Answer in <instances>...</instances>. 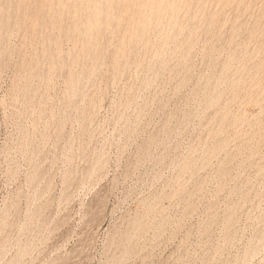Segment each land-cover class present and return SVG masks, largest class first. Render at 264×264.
I'll use <instances>...</instances> for the list:
<instances>
[{
  "label": "rangeland",
  "instance_id": "rangeland-1",
  "mask_svg": "<svg viewBox=\"0 0 264 264\" xmlns=\"http://www.w3.org/2000/svg\"><path fill=\"white\" fill-rule=\"evenodd\" d=\"M39 1L0 28V264H264V0H165L122 65L151 7L114 0L94 68Z\"/></svg>",
  "mask_w": 264,
  "mask_h": 264
},
{
  "label": "bare ground",
  "instance_id": "bare-ground-1",
  "mask_svg": "<svg viewBox=\"0 0 264 264\" xmlns=\"http://www.w3.org/2000/svg\"><path fill=\"white\" fill-rule=\"evenodd\" d=\"M1 1H3L2 3H1ZM36 1V0H35ZM42 1V0H41ZM45 1H48L49 2V0H45ZM53 1H55V0H53ZM52 0H50V2H49V4H46L44 1H42V5H41V2H40V4H38V5H40V8H39V10H38V8H37V14L35 15V17H34V24L36 25V23L37 24H39L38 22H40V21H45L46 22V19L47 18H49V20H50V16H52L51 18H53V16H55V18L57 17V15H58V17L60 16L59 14H61L60 13V8H62V6H64L65 4H66V2L68 3V1L70 2L71 0H56L55 2H53ZM120 1H122V0H118V3H117V7H119L120 8V12H122V11H124V12H126V13H128L127 11H128V8H127V6L128 5H126V4H123V5H118V4H120ZM140 1V0H139ZM16 4H14V3ZM29 2V1H28ZM32 2V1H31ZM38 2V3H39ZM73 2V3H72ZM72 2H70V4H72V7H73V16H71L72 17V22H73V26H74V28L75 29H78L79 28V24H80V22L82 21L83 23H85V25H84V27L85 28H82V30H84V34L83 33H80V34H83L82 36L83 37H85L84 39H85V41L83 42V43H81V44H83V46L79 49V51H78V53L76 52V55H75V60H77V62H78V59L82 56V57H85V59L86 60H88L87 58H89V57H92V55L94 54H96L97 55V58H96V60H95V62H90V63H92L91 64V67L92 68H94V66H93V63H97L96 61H97V59L101 56V54H102V47L103 46H101L102 44H101V40H100V37H101V33L103 32V30L102 29H106V28H108V26L110 25V22L112 21V19L114 18V17H116L115 16V11H117L116 10V8L117 7H115V6H113V4H114V0H73ZM136 2L137 1H135V5H136ZM141 6H143V8H144V6L146 5H148V6H150L151 8H150V10H148V11H145L144 10V12L140 15V16H138V13H137V16L136 15H134V13H135V9L133 10V16H131L130 18V21H129V23H130V25H129V34L128 35H124V36H121L122 38H120L121 39V43H119V44H121V46H118V49H116V47H115V49L117 50L114 54H113V58H114V60L118 63H114V64H116V65H122L124 62H126V60H127V57H128V55H126V53L128 52H126V49L128 48V46H129V44L128 43H130L131 42V40L133 41L134 39L133 38H135V37H138V39H140L139 38V36L138 35H140L141 34V36H145V32H143V31H145L146 30V27L148 26L147 25V22H148V19H149V21L151 20V17L152 16H155L154 14H155V12L156 11H158L157 12V14L159 13V8L164 4L163 2H165V0H141ZM183 2V3H182ZM182 2H179V3H176V2H173V3H171V6L172 7H174V8H176V7H179V6H181L182 4H184V2L185 1H182ZM134 3V2H133ZM15 6H14V5ZM26 4V0H0V28H5V29H10V26L11 25H14L15 26V24H19L21 21L23 22L24 20H22V19H20L19 17L20 16H22L21 14L23 13V8H25V5ZM31 4V3H30ZM28 5V4H27ZM57 5V6H56ZM67 5V4H66ZM134 5V6H135ZM140 5H138L137 4V6H140ZM137 6L135 7V8H137ZM141 6H140V8H141ZM39 7V6H38ZM56 7H57V9H56ZM31 8V7H30ZM129 8H130V5H129ZM149 8V7H148ZM26 9V8H25ZM28 9V8H27ZM62 9H64V8H62ZM131 9V8H130ZM142 9V8H141ZM5 10L7 11V13L5 12ZM68 10V9H67ZM70 10V9H69ZM125 10H127V11H125ZM139 10V9H138ZM32 11V10H31ZM36 11V10H35ZM118 11H119V9H118ZM160 11H161V9H160ZM24 12H25V10H24ZM28 12V11H27ZM70 12V11H69ZM142 12V11H141ZM13 13H15L16 14V16H15V14H13ZM25 14H27V13H25ZM30 14V13H29ZM68 14V13H67ZM12 15H14L15 17H16V19L15 18H13V16ZM20 15V16H19ZM50 15V16H49ZM62 15V14H61ZM71 15V14H70ZM124 15V14H123ZM28 16V15H27ZM26 16V17H27ZM47 16H49V17H47ZM66 16V15H65ZM32 17V16H31ZM119 17V16H118ZM70 18V17H69ZM11 19H15L13 22V24H12V20ZM26 19H28V18H26ZM32 19V18H31ZM68 19V18H67ZM66 19V20H67ZM115 19V18H114ZM52 20V19H51ZM57 20V19H56ZM116 20V19H115ZM26 21V20H25ZM29 21H30V19H29ZM27 22V21H26ZM42 22H40V23H42ZM48 22V21H47ZM55 22V21H54ZM67 22V21H66ZM70 22V21H69ZM71 22V23H72ZM116 22V21H115ZM128 22V21H127ZM173 22H178V20H176V19H174V21ZM31 24H32V22H30ZM56 23V26H57V24H58V22H55ZM60 23V22H59ZM63 23V22H62ZM61 23V24H62ZM150 23V22H149ZM21 24V23H20ZM52 24V23H51ZM60 24V26L62 27V25ZM119 24V23H118ZM33 25V24H32ZM55 25V24H54ZM67 25V24H66ZM125 25V24H124ZM16 26H18V25H16ZM39 26V25H38ZM44 26V25H43ZM42 26V27H43ZM55 26V27H56ZM105 26V27H104ZM146 26V27H145ZM30 27V26H29ZM35 27V26H34ZM61 27H60V29H61ZM64 27V26H63ZM66 27V26H65ZM67 27H69V25L67 26ZM104 27V28H103ZM118 27V26H117ZM125 27V26H124ZM13 28V27H12ZM20 28H21V26H20ZM30 28H32V27H30ZM47 28H48V26H47ZM58 28V27H57ZM73 28V27H72ZM120 28V27H119ZM33 29V28H32ZM49 29V28H48ZM59 29V28H58ZM63 29V28H62ZM117 29V28H116ZM145 29V30H144ZM52 30V29H51ZM69 30V29H68ZM67 30V31H68ZM114 30V29H113ZM30 31V30H29ZM54 31H55V29H54ZM53 31V32H54ZM126 31V30H125ZM30 32H32V31H30ZM36 32V31H35ZM63 32V31H62ZM61 32V33H62ZM77 32V31H76ZM81 32V31H80ZM119 32V31H118ZM127 32H128V30H127ZM127 32H125V33H127ZM144 33V35H143V33ZM50 33V32H49ZM61 33L59 32V34L61 35ZM68 33H69V31H68ZM75 33V32H74ZM44 34V33H43ZM42 33H41V35H43ZM123 34V33H122ZM44 35H46V34H44ZM56 35V34H55ZM55 35L53 36L52 34L51 35H46V37L47 38H51V39H49V40H52V38L53 39H55L56 37H55ZM74 35V34H73ZM85 35V36H84ZM102 35H103V33H102ZM110 35V34H109ZM33 36V35H32ZM36 36V35H35ZM34 36V37H35ZM64 36H67V35H64ZM108 36V35H107ZM140 36V37H141ZM41 37V36H40ZM43 37V36H42ZM58 37V36H57ZM61 37H62V35H61ZM60 37V38H61ZM73 37V36H72ZM78 37V36H77ZM81 37V36H80ZM148 37V36H147ZM167 37H168V35L166 34V33H161V35H160V40L161 41H164V40H166L167 39ZM74 38V37H73ZM102 38V37H101ZM114 38V37H113ZM141 38H143V37H141ZM145 38V37H144ZM143 38V39H144ZM38 39V38H37ZM58 39V38H57ZM74 39H77V38H74ZM83 39V38H82ZM81 39V40H82ZM119 39V40H120ZM136 39V38H135ZM138 39H136V40H138ZM143 39H141L142 41H143ZM149 39V38H148ZM147 39V40H148ZM33 40H34V38H33ZM80 40V39H79ZM110 40V39H109ZM35 41H37V40H35ZM116 41H117V39H116ZM58 42V41H57ZM104 42V41H103ZM59 43V42H58ZM147 43V42H146ZM146 43H144V44H146ZM45 44V43H44ZM46 45V44H45ZM44 45V46H45ZM106 47H107V44L105 45ZM45 49H47V48H45ZM105 49V48H104ZM49 50V49H48ZM47 50V51H48ZM129 50V49H128ZM130 51V50H129ZM52 52V51H51ZM126 52V53H125ZM57 53V52H56ZM107 53V52H106ZM51 54V53H50ZM57 54H59V52L57 53ZM112 54V53H111ZM128 54V53H127ZM52 55V54H51ZM61 55V54H60ZM59 55V56H60ZM98 55H100L99 57H98ZM105 55V54H104ZM52 56H55V54H53ZM58 56V58H60ZM55 57H57V56H55ZM87 57V58H86ZM102 57V56H101ZM53 58V57H52ZM51 58V59H52ZM93 58H95V57H93ZM57 59V58H56ZM74 59V58H73ZM84 59V60H85ZM55 60V59H54ZM53 59H52V62H54V63H52L53 65L55 64V62L56 61H54ZM58 60V59H57ZM60 60V59H59ZM75 60H73L74 62H75ZM80 60V59H79ZM85 60V61H86ZM89 60H90V58H89ZM82 61V60H81ZM99 61V60H98ZM102 61V60H101ZM113 61V60H112ZM87 62V61H86ZM73 63V62H72ZM71 63V70H70V74H68V76H69V84L71 85L70 86V88L72 89L73 88V90H74V88H75V84H77V82L79 81V80H81V78H82V71L83 70H79V71H77V68L76 69H74L75 68V65H73ZM76 63V62H75ZM81 63V62H80ZM85 63V62H84ZM88 63V62H87ZM99 63V62H98ZM141 63V62H140ZM72 65H73V67H72ZM83 66V65H82ZM85 67V66H84ZM95 67H96V65H95ZM86 68H87V66H86ZM81 69H83V68H81ZM91 69V68H90ZM92 71V70H91ZM92 73V72H91ZM69 86V85H68ZM69 88V87H68ZM69 91H72V90H69ZM190 162H187L186 163V165H188Z\"/></svg>",
  "mask_w": 264,
  "mask_h": 264
}]
</instances>
